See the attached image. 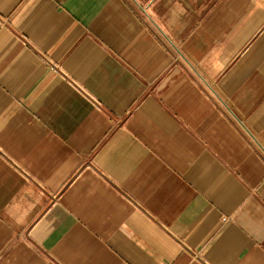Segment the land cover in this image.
Here are the masks:
<instances>
[{"label": "crops", "instance_id": "0c3cea01", "mask_svg": "<svg viewBox=\"0 0 264 264\" xmlns=\"http://www.w3.org/2000/svg\"><path fill=\"white\" fill-rule=\"evenodd\" d=\"M0 264H264V0H0Z\"/></svg>", "mask_w": 264, "mask_h": 264}]
</instances>
